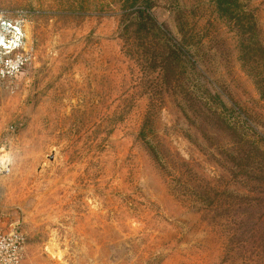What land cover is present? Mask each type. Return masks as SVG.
Wrapping results in <instances>:
<instances>
[{"label": "rangeland", "instance_id": "obj_1", "mask_svg": "<svg viewBox=\"0 0 264 264\" xmlns=\"http://www.w3.org/2000/svg\"><path fill=\"white\" fill-rule=\"evenodd\" d=\"M237 3L0 0L29 53L0 82L18 264H264V0Z\"/></svg>", "mask_w": 264, "mask_h": 264}, {"label": "built area", "instance_id": "obj_2", "mask_svg": "<svg viewBox=\"0 0 264 264\" xmlns=\"http://www.w3.org/2000/svg\"><path fill=\"white\" fill-rule=\"evenodd\" d=\"M28 61L29 53L22 22L0 12V82L19 75ZM8 171V164L0 162V174ZM22 243L23 236L16 225L0 232V264H18Z\"/></svg>", "mask_w": 264, "mask_h": 264}, {"label": "trees", "instance_id": "obj_3", "mask_svg": "<svg viewBox=\"0 0 264 264\" xmlns=\"http://www.w3.org/2000/svg\"><path fill=\"white\" fill-rule=\"evenodd\" d=\"M129 1V6L130 8L132 7H137L136 8V15L137 18L139 17L140 19H145V17L152 23V20L149 15V6H148V1L149 0H127ZM238 0H215L216 7L218 8L219 11H221L223 14L228 13L232 18H234L231 14V11L234 9H237L238 7ZM144 16V17H143ZM157 24V23H156ZM253 25V24H251ZM237 158V164L241 165L240 161H242V158L236 157ZM247 179H255L256 181L264 182V177L262 175V179L260 175L257 176H248L246 177Z\"/></svg>", "mask_w": 264, "mask_h": 264}, {"label": "crops", "instance_id": "obj_4", "mask_svg": "<svg viewBox=\"0 0 264 264\" xmlns=\"http://www.w3.org/2000/svg\"><path fill=\"white\" fill-rule=\"evenodd\" d=\"M8 222H9L8 216L6 214H2L0 209V232H2L6 228Z\"/></svg>", "mask_w": 264, "mask_h": 264}]
</instances>
